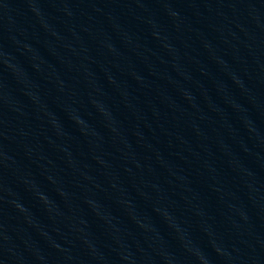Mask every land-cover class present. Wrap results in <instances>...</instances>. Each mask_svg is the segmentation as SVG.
<instances>
[{
  "label": "water",
  "instance_id": "1",
  "mask_svg": "<svg viewBox=\"0 0 264 264\" xmlns=\"http://www.w3.org/2000/svg\"><path fill=\"white\" fill-rule=\"evenodd\" d=\"M0 264H264V0H0Z\"/></svg>",
  "mask_w": 264,
  "mask_h": 264
}]
</instances>
